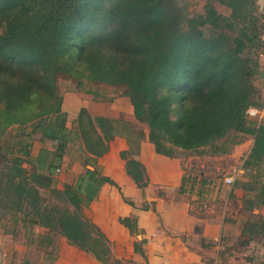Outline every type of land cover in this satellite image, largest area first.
<instances>
[{
	"label": "trees",
	"instance_id": "1",
	"mask_svg": "<svg viewBox=\"0 0 264 264\" xmlns=\"http://www.w3.org/2000/svg\"><path fill=\"white\" fill-rule=\"evenodd\" d=\"M193 4L200 9L192 11ZM263 33L257 0H0V224H8L6 233L23 236L25 247L41 250L50 263L62 238L100 264H123L89 216L102 188L116 186L97 160L122 137L128 150L120 157L141 190L144 169L131 156L145 138L168 158L226 155L250 141L243 178L232 184L248 213L237 240H264V216L255 213L264 207V119L246 114L264 108ZM64 84L103 101L128 97L136 123L146 128L85 108L69 128ZM75 163L81 172L58 188L57 175ZM119 223L138 234L135 218Z\"/></svg>",
	"mask_w": 264,
	"mask_h": 264
},
{
	"label": "crops",
	"instance_id": "2",
	"mask_svg": "<svg viewBox=\"0 0 264 264\" xmlns=\"http://www.w3.org/2000/svg\"><path fill=\"white\" fill-rule=\"evenodd\" d=\"M257 3L260 14L264 16V0H257ZM260 61V85L264 87V56ZM88 97L90 95L74 91L64 93L62 110L66 113L68 127L82 108L93 116L123 119L135 127L136 121L128 97L105 101L108 106L102 112L99 109L101 106L96 107L93 99ZM111 103L116 106L112 107ZM250 145V141L243 143L235 147L230 155L190 154L183 159L158 155L145 138L140 142L137 153L131 156L144 169L147 184L141 190L127 175L126 162L120 157L122 152L128 150L127 141L115 137L109 143L108 153L97 160V165L116 186L106 184L102 188L90 213L88 211L89 216L105 232L112 254L115 253L122 263L231 264L235 260L232 255L233 241L239 235V220L248 214L240 210L243 193L226 184L225 178H233L232 174L226 173L223 177L222 171L217 169L211 177L206 171L198 170L197 163L211 160V157L213 160L227 158L240 163L241 167ZM74 166L72 177L62 180L66 184H71L81 172L79 163ZM65 169L57 176H63ZM61 185L58 183V188H62ZM114 191H120L126 201L121 200L119 203ZM107 192L112 193V201L106 198ZM233 197L239 205V211L235 213L231 211ZM98 205L103 207L101 215L95 212ZM121 218H135L137 238H133L128 229L119 223ZM136 242L139 243L137 252L134 249ZM82 253L63 239L60 256L54 264H99L95 259L83 262L74 257Z\"/></svg>",
	"mask_w": 264,
	"mask_h": 264
},
{
	"label": "rangeland",
	"instance_id": "3",
	"mask_svg": "<svg viewBox=\"0 0 264 264\" xmlns=\"http://www.w3.org/2000/svg\"><path fill=\"white\" fill-rule=\"evenodd\" d=\"M201 7V4H196V5H192L191 10L192 11H198ZM216 9L222 13L227 15L229 13V10L220 6V5H216ZM264 55V54H263ZM63 88L66 89V92H70V89L68 86H66V84L63 85ZM89 96V95H88ZM121 97V96H120ZM88 98H92L93 99V104L96 105V107L101 106V108H99L102 111L106 110V107L108 106V104H106L107 102L110 101H103L100 99V97L98 95H91ZM116 98V97H115ZM106 99H110V97L106 98ZM114 99V98H113ZM112 99V100H113ZM112 104V105H111ZM110 105L116 106L114 103H111ZM120 107V105H117ZM122 108L124 107V105H122ZM75 121V120H74ZM74 121H72L70 123V127H73V123ZM135 127L138 129H145L146 127L139 125L137 123H135ZM15 134V130H10V135H14ZM41 147V144H39L38 141H35L33 144V149L37 150ZM77 146L75 145V148ZM248 152V151H247ZM208 156L210 154L206 153V154H201L200 156ZM228 155V154H226ZM230 155V153H229ZM212 156V155H211ZM222 156V155H219ZM224 158V157H222ZM186 159V156L183 158ZM207 159V158H206ZM183 162H185V160H183ZM67 163H69V161H67ZM66 163V164H67ZM242 165V164H241ZM184 166V165H183ZM74 164L71 165L70 167L68 165H65V170L66 172L64 173L63 176H57V181L58 183L64 184L66 183L65 181H62L63 179H70V177H72V173L74 174ZM240 163H236L233 160H228L223 159V160H213V158L211 157V160H206L202 163H197V169L198 170H203L206 171L207 174L209 176H213L214 172H216V170L220 169V171H222V176L225 177V174H232L233 175V183L235 181L236 178H240L242 179L243 177V171L240 170ZM82 170V169H81ZM69 172V173H68ZM260 174L261 176V180L264 181V167H262ZM74 177V175H73ZM58 186V184H57ZM62 186V185H61ZM115 195L118 196V202L121 203V200L126 201L125 198H123L121 196L120 191H114ZM112 193L107 192L106 193V198H110V200L112 201L113 197L111 196ZM232 206H231V211H233L234 213L239 211V205L237 204V202H235V198H232ZM113 204V202H112ZM114 209L117 210V205H113ZM103 207L102 206H98V208L96 209V213L100 214L102 213ZM256 214L258 215H262L264 216V207H260L259 209H257L255 211ZM1 226V231H0V264H54L60 254H58V257L56 259L55 262L50 263L48 259H46L44 252H42L41 250H38L37 248H26L24 245V239L23 236H18L15 239H12L11 236L9 234L6 233V231H8L9 226L8 224H6L5 221L1 222L0 224ZM8 227V228H7ZM22 234V233H21ZM139 236V235H137ZM137 236H132L133 238H137ZM63 239L62 238H57L56 242L57 245L59 247V251H60V245L62 244ZM233 245H234V249H233V257H234V262L231 264H264V240L263 239H259L257 241H253L251 243H249L248 245H242L240 243V240H235L233 241ZM75 258H78L80 260H82L83 262L89 261L90 259H94L91 255L86 254V253H82L81 255H74ZM112 258L113 259H118V257L116 256V254H112ZM100 264V263H99ZM123 264H128V263H123Z\"/></svg>",
	"mask_w": 264,
	"mask_h": 264
},
{
	"label": "built area",
	"instance_id": "4",
	"mask_svg": "<svg viewBox=\"0 0 264 264\" xmlns=\"http://www.w3.org/2000/svg\"><path fill=\"white\" fill-rule=\"evenodd\" d=\"M262 41L264 43V33L262 34ZM264 56L263 54L260 55V58ZM246 114L253 119H256L257 121H260L262 119H264V108L263 109H257L254 107H250ZM225 182L227 185H232L233 184V178L228 176L225 178Z\"/></svg>",
	"mask_w": 264,
	"mask_h": 264
}]
</instances>
